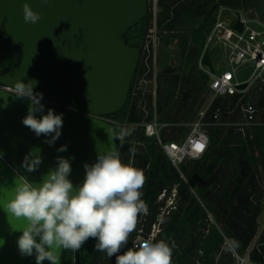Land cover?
<instances>
[{
    "label": "trees",
    "instance_id": "1",
    "mask_svg": "<svg viewBox=\"0 0 264 264\" xmlns=\"http://www.w3.org/2000/svg\"><path fill=\"white\" fill-rule=\"evenodd\" d=\"M252 2L253 0L157 1L159 10L156 23L160 35L177 39L179 54L186 62L191 63L196 72L189 78L191 87L183 94L184 103L192 88L203 89L210 80L208 72L199 67V59L206 35L216 21L219 8L223 6L244 9ZM152 4L153 0H149L148 14L141 31L135 26L124 34L127 41L128 35L137 36L139 41L136 44L140 46V58L127 101L119 110L105 115L115 121L117 133L123 128L124 122L133 124L126 129L129 134L124 141L117 140V149L125 163L133 162L147 177L142 199L151 215L145 225V235L150 231L159 211L156 201L159 192L166 186L178 184L181 195L179 206L165 220L163 229L154 238V241L163 239L173 247L172 264H237V255H247L251 262L247 264H264V231L247 254L258 233V217L264 207V190L260 184V180L264 179V86L244 95L238 92L215 97L206 113V121H215L212 111L217 107L222 111L238 109V118H241L242 112L238 103L242 101L257 107V122L245 126L244 131L237 126L216 123L208 125L209 146L201 158L181 164L180 170L185 178L182 177L178 168L169 160L158 138L148 136L143 124L153 120L155 114H159L158 119L163 121L160 116L170 108L172 101L169 99L174 90H177L181 76L176 70L167 67L157 77L155 100L150 90H136L138 79L144 74L147 79L153 78V68L145 73L147 67L142 62L141 48L144 36L153 25ZM261 16L264 19V13ZM164 81L167 90L165 97H160L158 92ZM175 115L181 116L179 112ZM228 116V113H224L221 121H227ZM178 121L175 119L172 122ZM161 137L166 141L180 138L170 135ZM190 186L197 187V194L192 192ZM209 213L215 221L210 219ZM139 226L140 221L122 252L133 247V239ZM235 242H238V247H234ZM95 243L94 239H89L79 251L63 250V262L115 264V257L95 250Z\"/></svg>",
    "mask_w": 264,
    "mask_h": 264
},
{
    "label": "water",
    "instance_id": "2",
    "mask_svg": "<svg viewBox=\"0 0 264 264\" xmlns=\"http://www.w3.org/2000/svg\"><path fill=\"white\" fill-rule=\"evenodd\" d=\"M24 2L0 0V56L10 61L0 84L10 87L17 79L38 81L34 91L43 93V114L49 109L62 114L63 126L52 146L44 143L50 137H37L22 124L30 101L0 87V98L7 95L8 99L7 107H0V185L10 186L16 177L39 182L56 167L57 157L70 160L69 179L79 185L85 176L84 164L94 163L97 151L110 145L106 129L116 132L105 115L126 103L140 58L139 39L127 41L124 34L135 26L141 31L149 0H27L41 16L34 25L23 20ZM226 13L232 17L231 25L242 30L240 11L229 8ZM201 66L215 71L208 49ZM246 86L243 83L239 88ZM111 143L117 148V140ZM62 145L67 150L60 152ZM34 147L42 150L43 162L37 171L28 173L21 165ZM12 225L21 226L15 220ZM20 235L11 231L6 214L0 211V238L5 240L0 264H36L34 255H20ZM62 253L59 264H65Z\"/></svg>",
    "mask_w": 264,
    "mask_h": 264
},
{
    "label": "clouds",
    "instance_id": "3",
    "mask_svg": "<svg viewBox=\"0 0 264 264\" xmlns=\"http://www.w3.org/2000/svg\"><path fill=\"white\" fill-rule=\"evenodd\" d=\"M23 20L37 24L40 13L25 0ZM36 80L25 83L22 79L10 86L15 98L30 101L22 124L37 137H50L43 141L52 146L61 135L62 114L52 109L44 113L43 93L34 91ZM0 107H7V95L0 98ZM37 113L42 115L37 117ZM110 145L97 151L92 164H84L83 182L74 185L69 179L70 160L57 157L56 167L45 173L39 182L16 177L10 186L0 185V211L6 214L10 229L19 231L17 247L21 256H35L36 264H59L62 250L79 251L94 239L95 250L115 257V264H172L173 247L161 239H144L134 247L125 249L130 235L136 231L139 217L147 214V204L142 199L147 182L144 171L133 162L125 163L113 140L123 142L129 134L107 128ZM67 150L62 145L58 151ZM39 147L32 148L24 157L21 167L35 172L43 162ZM0 155H3L0 153ZM74 159V157H73ZM20 222L14 227L12 221ZM5 243L0 238V247ZM238 242L234 247H238Z\"/></svg>",
    "mask_w": 264,
    "mask_h": 264
},
{
    "label": "built area",
    "instance_id": "4",
    "mask_svg": "<svg viewBox=\"0 0 264 264\" xmlns=\"http://www.w3.org/2000/svg\"><path fill=\"white\" fill-rule=\"evenodd\" d=\"M154 1L155 8L153 10V25L149 28L141 44L142 62L147 67L145 73L153 68L157 48L160 42V35L156 23L158 0ZM228 9L229 8L222 6L217 11L216 21L206 35V41L203 49V51L206 49L210 51L215 47L221 48L225 54L227 62L226 69L218 73H215L216 69L214 72H211L213 78L210 80L209 88L213 93V100L216 96L232 95L241 92L244 88L240 89L239 86L243 83H247L248 86V84L255 78H261L264 80V22L246 15L247 11L245 9H237L240 11V21L242 23V30H238L231 25L232 17L226 13ZM251 23H257L262 27V29L253 27ZM201 58L199 60L200 65ZM248 63L253 65V71L247 78L240 79L237 72L242 66ZM147 80L151 79H147L145 74L140 77L136 84V90L141 89V81ZM0 87L13 91L12 88L7 85H1ZM238 106L242 112V117L239 118L235 125L244 131L245 126H249L250 124L257 122L256 114L258 109L252 103L243 102L241 104V102H239ZM234 109L231 108L227 111H222L220 107H217L212 111V115L215 120L213 122L206 121L205 119L208 110L200 111L199 118L195 119L190 124L189 132L183 138L178 140H163L161 137V129L163 125L160 124L156 118L151 121L144 122L143 124L145 126V133L148 136H156L158 138L169 160L178 168L182 177L185 178L184 174L180 170L181 164L185 163L187 160L201 158L209 146L210 134L207 126L211 123L227 125V123H229L228 120L221 121L222 115L224 113L230 114L234 111ZM107 120L115 123L114 120L109 118H107ZM132 125V123L124 122L123 129L126 130L128 127L131 128ZM197 144H203V150H197ZM260 184L264 190V179L260 180ZM180 198L181 195L178 190V184H174L172 187L166 186L159 192L156 200L159 211L151 224V229L148 234L145 235V225L151 215V211L148 209L147 214H142L140 216V226L137 235L133 239V247L147 238H151L154 241V238L163 229L165 220L168 219L171 213L178 208ZM210 215L212 214L209 213V217L211 219ZM237 258L239 264L251 263L248 256L242 257L237 255Z\"/></svg>",
    "mask_w": 264,
    "mask_h": 264
},
{
    "label": "rangeland",
    "instance_id": "5",
    "mask_svg": "<svg viewBox=\"0 0 264 264\" xmlns=\"http://www.w3.org/2000/svg\"><path fill=\"white\" fill-rule=\"evenodd\" d=\"M155 8V1L153 0V10ZM246 11V15H249L251 18L258 19L262 22H264L263 17L261 16L262 13H264V0H253L251 4H249L247 7L244 8ZM198 22V21H197ZM196 23H193V26H195ZM251 25L257 29H262L260 25L257 23H251ZM165 34V33H164ZM160 35V33H159ZM200 56V58L203 55ZM211 58L213 60V63L215 65L216 72H221L222 70L227 68V62L226 57L221 48L215 47L210 50ZM170 68L173 71H177L179 76H181V79L178 83L177 90H174V94L170 97V108H168L166 111H164L161 114V120L158 119L159 114H155L157 117V120L163 124V128L161 131V135H172V134H178L184 136L189 129L190 124L195 120L198 119L200 116V111H207L210 108L211 102L214 98L213 93L210 91L209 83L210 80L213 78V75L211 72L207 71L210 80L207 83V85L204 86L203 89H195L192 88L190 91V95L188 97V100L184 103L183 102V94L185 91L188 90L189 87H191V83L189 81V78L192 74L196 73L191 63H188L185 61V58L181 57V54H179V45L177 39H168L164 35H160V42L159 46L157 48V54L156 58L153 64V78L151 80L147 81H141L140 86L143 90H150L154 96H156V88H157V77L162 73L166 71V68ZM199 67L200 61H199ZM253 71V65L248 63L242 66L239 71L237 72V75L240 79L247 78L251 72ZM260 86H264V80L261 78H255L253 79L248 86H246L242 91L241 94L244 95L246 93L252 92L255 88H259ZM166 87H165V81L162 82L161 87L159 89L158 94L160 97H165L166 93ZM156 98L154 97V100ZM155 102V101H154ZM243 102L241 101V104ZM183 108V109H182ZM180 109V111H179ZM180 113L181 116H176V113ZM238 109H234L233 112H231L228 116V122L227 126H237L235 125L236 122L239 120L238 116ZM179 120L178 122H172L173 120ZM168 120V121H167ZM175 138L173 135L171 136ZM192 192L196 193L197 187L191 186ZM197 194V193H196ZM198 196V195H197ZM211 216V220L215 221L213 215ZM259 221V228L258 233L253 238L248 250H251L254 245L257 243V240L260 236V234L264 231V207L258 217ZM247 256V255H246ZM237 264H239L237 260Z\"/></svg>",
    "mask_w": 264,
    "mask_h": 264
},
{
    "label": "flooded vegetation",
    "instance_id": "6",
    "mask_svg": "<svg viewBox=\"0 0 264 264\" xmlns=\"http://www.w3.org/2000/svg\"><path fill=\"white\" fill-rule=\"evenodd\" d=\"M129 40H133V39H139L137 36H134L133 34L128 35ZM6 39V34L3 33L2 35V40ZM6 57H1L0 56V75H3L4 73H6V71L9 69L10 67V61L7 62V58ZM9 60V59H8ZM2 84H0L1 86Z\"/></svg>",
    "mask_w": 264,
    "mask_h": 264
},
{
    "label": "crops",
    "instance_id": "7",
    "mask_svg": "<svg viewBox=\"0 0 264 264\" xmlns=\"http://www.w3.org/2000/svg\"><path fill=\"white\" fill-rule=\"evenodd\" d=\"M158 10H159V7H158ZM199 60H200V59H199ZM202 69H204V68H202ZM205 71H206V70H205ZM154 97H156V96H154ZM155 118L157 119L156 116H155ZM157 121H158V120H157ZM158 122H159V121H158ZM159 123H160V122H159ZM160 124H162V123H160ZM162 125H163V124H162ZM162 128H163V127H162ZM161 131H162V129H161ZM188 132H189V131H188ZM188 132H187V133H188ZM187 133H186V134H187ZM186 134H184V136H185ZM172 135H173L174 137H175V136H180L179 139H181V138L184 137V136H182V135H178V134H172ZM172 135H171V136H172ZM174 140H176V139H174ZM256 244H257V243H256ZM256 244H255V245H256ZM255 245H254V246H255ZM249 251H250V250H249Z\"/></svg>",
    "mask_w": 264,
    "mask_h": 264
},
{
    "label": "snow or ice",
    "instance_id": "8",
    "mask_svg": "<svg viewBox=\"0 0 264 264\" xmlns=\"http://www.w3.org/2000/svg\"><path fill=\"white\" fill-rule=\"evenodd\" d=\"M203 144H197L196 145V148H197V150H203Z\"/></svg>",
    "mask_w": 264,
    "mask_h": 264
}]
</instances>
